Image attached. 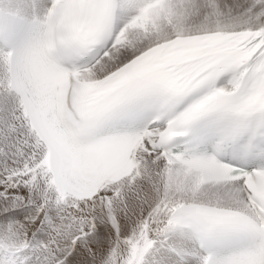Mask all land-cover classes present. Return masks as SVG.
I'll return each mask as SVG.
<instances>
[{"label":"snow or ice","instance_id":"6c2138e0","mask_svg":"<svg viewBox=\"0 0 264 264\" xmlns=\"http://www.w3.org/2000/svg\"><path fill=\"white\" fill-rule=\"evenodd\" d=\"M0 264H264V0H0Z\"/></svg>","mask_w":264,"mask_h":264}]
</instances>
